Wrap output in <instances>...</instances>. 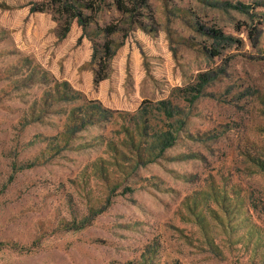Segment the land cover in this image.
I'll return each instance as SVG.
<instances>
[{
    "label": "rangeland",
    "instance_id": "1",
    "mask_svg": "<svg viewBox=\"0 0 264 264\" xmlns=\"http://www.w3.org/2000/svg\"><path fill=\"white\" fill-rule=\"evenodd\" d=\"M90 1L0 0V264H264V0Z\"/></svg>",
    "mask_w": 264,
    "mask_h": 264
},
{
    "label": "trees",
    "instance_id": "2",
    "mask_svg": "<svg viewBox=\"0 0 264 264\" xmlns=\"http://www.w3.org/2000/svg\"><path fill=\"white\" fill-rule=\"evenodd\" d=\"M59 2H61V0H58ZM77 2V0H75ZM100 1H103V0H100ZM134 3H137V4H142V5H145L146 3V0H130ZM86 0H83V3H85ZM114 3L115 5L117 6V9L119 10H123V0H114ZM94 2L91 0L90 2H87V5H85V7L87 9H93L94 8ZM73 7V8H72ZM237 8V6H235ZM241 8H245L244 6L240 5ZM72 9L68 8V7H65V9L70 12V23H69V28L71 26V28H77V29H83L87 23H88V19L83 17L82 13L80 11H76V6L75 4L73 6H71ZM126 11V10H125ZM72 23V24H71ZM107 32H110L111 31V28H108L106 30ZM216 37H221V35L219 34H215ZM224 37V36H222Z\"/></svg>",
    "mask_w": 264,
    "mask_h": 264
}]
</instances>
